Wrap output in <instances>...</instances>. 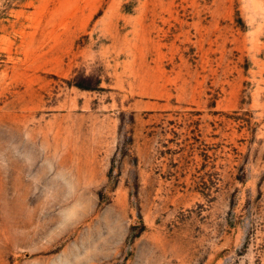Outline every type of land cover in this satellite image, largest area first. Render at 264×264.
Returning a JSON list of instances; mask_svg holds the SVG:
<instances>
[{
  "label": "rangeland",
  "instance_id": "374dc122",
  "mask_svg": "<svg viewBox=\"0 0 264 264\" xmlns=\"http://www.w3.org/2000/svg\"><path fill=\"white\" fill-rule=\"evenodd\" d=\"M0 264H264V0H0Z\"/></svg>",
  "mask_w": 264,
  "mask_h": 264
}]
</instances>
